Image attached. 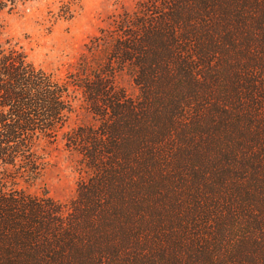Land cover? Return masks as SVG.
Segmentation results:
<instances>
[{"label":"trees","instance_id":"trees-1","mask_svg":"<svg viewBox=\"0 0 264 264\" xmlns=\"http://www.w3.org/2000/svg\"><path fill=\"white\" fill-rule=\"evenodd\" d=\"M94 47L59 80L0 44V264H264V193L233 190L264 188V0H137ZM75 91L95 122L64 137L89 172L74 198L8 186L39 171Z\"/></svg>","mask_w":264,"mask_h":264},{"label":"rangeland","instance_id":"rangeland-1","mask_svg":"<svg viewBox=\"0 0 264 264\" xmlns=\"http://www.w3.org/2000/svg\"><path fill=\"white\" fill-rule=\"evenodd\" d=\"M136 1L30 0L18 4L12 11L0 13V44L3 48L20 47L33 65L62 80L76 69L81 59L93 64L103 57L94 47V39L102 30L109 29L113 17L123 11H132ZM113 81L128 96L138 95V87L129 69L118 72ZM229 84L228 78L227 83L219 84L220 87L214 85V89L226 94L230 91ZM73 95V113L54 142L40 141L36 146L41 163L39 171L13 174L8 186L32 196L47 195L61 203L74 198L79 179L89 172L81 156L66 147L64 137L78 126L94 124L95 120L85 108L81 94L75 91ZM257 135L253 133L251 136L244 129L240 145L245 148ZM263 168L264 164L260 169ZM245 179L249 185L246 182L234 188L236 193H245L247 188L254 193H264L262 185L256 188L251 185L260 179Z\"/></svg>","mask_w":264,"mask_h":264}]
</instances>
